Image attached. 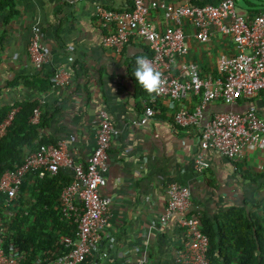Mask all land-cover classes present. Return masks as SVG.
I'll return each mask as SVG.
<instances>
[{
	"label": "crops",
	"instance_id": "crops-1",
	"mask_svg": "<svg viewBox=\"0 0 264 264\" xmlns=\"http://www.w3.org/2000/svg\"><path fill=\"white\" fill-rule=\"evenodd\" d=\"M99 3L118 10L132 6L131 0H0V108L13 105L18 111L25 101H39L40 120L44 116L41 137L54 144L65 139L75 162L85 163L93 153L102 109L120 129L108 150L104 187L114 198L111 221L102 232L100 251L90 255L86 264H135L139 248L147 251L145 264H177L176 255L185 238L177 223L179 214L165 225L158 220L167 206V187L175 181L191 189L190 212L198 210L211 218L231 209L235 215L242 212L244 219L255 223L264 242V147L248 145L239 159L208 150L209 166L202 173L194 168L206 121L217 111L241 110L250 104L264 117V96L259 93L233 105L217 99L205 107L198 123L185 126L175 121L181 104L161 97L154 104L155 116L147 124H139L144 99L152 95L133 74L136 57L145 52L135 40L120 53L103 44L110 28L96 19ZM237 5L253 15L264 0H242L241 4L237 0ZM251 8L258 11L250 12ZM149 19L159 29L173 23L161 9H153ZM36 23L50 51L49 61L41 69L28 53ZM184 28L190 49L175 58L174 73L182 76L194 64L201 75L220 78L218 58L235 53L231 36L213 28L211 38L202 41L187 20ZM60 70L69 77L68 83L47 90L39 87L44 78ZM200 102L201 95L193 93L183 105L194 111ZM23 148V157L33 151L28 145ZM64 170L74 176L72 168ZM23 195L29 197L25 191Z\"/></svg>",
	"mask_w": 264,
	"mask_h": 264
},
{
	"label": "built area",
	"instance_id": "built-area-1",
	"mask_svg": "<svg viewBox=\"0 0 264 264\" xmlns=\"http://www.w3.org/2000/svg\"><path fill=\"white\" fill-rule=\"evenodd\" d=\"M132 6L126 10L109 8L98 4L95 11L97 21L110 31L104 34L103 44L122 52L131 41H138L147 48L148 58L162 73V85L158 93L144 99L145 108L138 123L145 125L155 116V102L167 97L181 104L175 114L180 125L198 123L205 107L217 100L235 104L240 99H250L259 93L264 96V5L253 15L242 12L237 0H221L217 4H197L193 0H131ZM161 9L172 24L159 29L149 19L150 12ZM184 20L194 25L195 37L208 41L213 28L222 34L230 35L235 53L218 58L216 65L222 75L214 79L212 75H201L194 64L183 75L174 73L175 58L186 55L190 45L184 28ZM31 61L41 69L49 61L50 51L43 42L39 23L32 27L28 44ZM54 85L66 84L69 77L60 70L54 74ZM201 95V102L190 111L183 102L191 94ZM17 108H13L0 123V138L12 124ZM41 107L34 109L31 121L41 118ZM96 146L89 159L75 162L68 150L65 139L54 143H41L26 154L13 169H7L0 177V264H24L25 252L8 253L5 248L7 218L12 206L19 200L22 183L31 172L44 176L55 174L61 168L70 167L74 176L60 195L62 217L76 224L74 235L63 234L60 243L64 250L59 254L43 251L32 264H86L88 257L100 251L102 232L111 221L113 196L104 192L107 184L106 171L109 167L108 150L112 139L120 134V129L112 122L109 112L102 109L97 120ZM264 147V117L257 106L250 104L244 109L217 111L202 128L200 146L194 157V168L202 173L209 162L208 150H214L231 159H239L245 147ZM167 206L159 214V223L165 225L179 214L177 223L182 227L185 238L176 255L177 264H211L209 257V236L203 231L201 212H190L193 202L191 189L179 182L167 187ZM135 264H145L147 251L139 248ZM104 255V253H102ZM115 264H125L117 262Z\"/></svg>",
	"mask_w": 264,
	"mask_h": 264
},
{
	"label": "trees",
	"instance_id": "trees-1",
	"mask_svg": "<svg viewBox=\"0 0 264 264\" xmlns=\"http://www.w3.org/2000/svg\"><path fill=\"white\" fill-rule=\"evenodd\" d=\"M221 0H194L197 4H217ZM258 9H250L257 12ZM142 56L150 55L143 47ZM43 79L42 90L54 85V72ZM39 101L21 103L7 133L0 138V177L7 169H13L23 157V146L35 150L39 144L48 143L41 137L44 116L39 123H32L31 117ZM11 106L0 108V123L13 109ZM38 141V144L36 143ZM73 176L61 168L55 174L40 176L38 172L29 173L21 186L19 200L11 207L13 216L7 218L5 248L8 253L25 252L24 264H32L41 252L59 254L64 250L60 243L63 234L74 235L76 224L65 220L60 212V195L63 188L70 184ZM27 192L29 197L24 196ZM4 195H0L2 198ZM3 207L0 202V212ZM234 217H236L234 219ZM203 231L209 236V257L211 264H264V242L260 233L254 229L255 223L244 219L243 213L234 214V209L213 218L202 214ZM87 262V261H86Z\"/></svg>",
	"mask_w": 264,
	"mask_h": 264
},
{
	"label": "clouds",
	"instance_id": "clouds-1",
	"mask_svg": "<svg viewBox=\"0 0 264 264\" xmlns=\"http://www.w3.org/2000/svg\"><path fill=\"white\" fill-rule=\"evenodd\" d=\"M134 76L140 86L149 93H158L162 85V73L144 56L136 57Z\"/></svg>",
	"mask_w": 264,
	"mask_h": 264
},
{
	"label": "rangeland",
	"instance_id": "rangeland-1",
	"mask_svg": "<svg viewBox=\"0 0 264 264\" xmlns=\"http://www.w3.org/2000/svg\"><path fill=\"white\" fill-rule=\"evenodd\" d=\"M240 4L242 3V0H239Z\"/></svg>",
	"mask_w": 264,
	"mask_h": 264
}]
</instances>
